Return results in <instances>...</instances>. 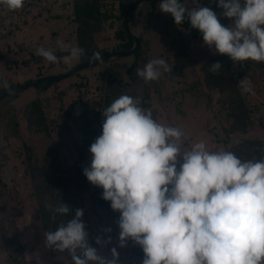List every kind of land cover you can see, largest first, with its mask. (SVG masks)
Masks as SVG:
<instances>
[{
	"label": "rangeland",
	"instance_id": "rangeland-1",
	"mask_svg": "<svg viewBox=\"0 0 264 264\" xmlns=\"http://www.w3.org/2000/svg\"><path fill=\"white\" fill-rule=\"evenodd\" d=\"M123 1L128 4L135 0ZM182 2L189 8L196 6L193 0ZM159 4L160 0L154 4L141 0L131 13L130 31L143 39L141 63L132 75L128 69L134 57L114 56L81 70L78 79L85 85L81 103L72 87L75 77L49 86L44 82L19 91L16 98L0 99V178L5 182V186L0 185V264L71 262L66 252L54 251L45 244L44 233L51 229L41 220L40 211L45 207L42 188L47 184L46 169L56 158L67 165L79 161L74 142L82 136L71 120H65L66 111L75 117L86 113L96 139L102 134V112L121 95H129L139 98V106L150 110L155 121L184 133L182 153L201 140L217 147L216 151H230L231 146L235 148L242 142L246 149L248 146L254 150V141L259 149L264 147V140L246 137L244 131L250 124L251 127L257 121L260 123L257 116L264 113V62L251 59L233 62L226 54H214V46L210 50L204 44L199 30H186L173 24L170 15L160 11ZM198 4L213 10L223 26L231 25L232 21L222 16L218 0H198ZM72 15V0H24L23 7L15 11L0 6V83L23 84L64 73L79 64L77 59L67 64L62 60L52 64L35 55L38 48L51 49L55 55L56 51H63L58 41L77 47ZM112 23L107 22L105 29L96 33L93 48L111 52L122 48L114 36L122 27L121 21L114 19ZM158 58L164 59L172 71H161L159 79L151 82L136 75L138 68ZM216 62L222 68L213 73L210 65ZM37 95L44 100L48 120L44 132L29 129L23 113V107ZM26 145L31 148L30 165ZM48 147L51 150L47 154ZM233 152L241 153L239 149ZM178 159L183 163L182 157ZM91 160L92 156L88 155L85 167H90ZM91 185L92 189L85 192V203L88 217L101 239V256L111 259V249L116 248L117 264H136L132 240L128 239L125 247L119 246L120 213L98 207L94 199L99 186Z\"/></svg>",
	"mask_w": 264,
	"mask_h": 264
},
{
	"label": "clouds",
	"instance_id": "clouds-1",
	"mask_svg": "<svg viewBox=\"0 0 264 264\" xmlns=\"http://www.w3.org/2000/svg\"><path fill=\"white\" fill-rule=\"evenodd\" d=\"M193 3L196 6L189 8L182 0H160L159 8L176 25L187 17L204 44L210 50L214 46V54H226L233 62H264V0H218L230 26H223L198 0ZM23 4L0 0L9 11ZM57 43L69 54L58 57L51 49L38 48L35 55L52 64L84 55L82 48ZM93 55L100 59L98 52ZM221 68L216 62L209 70ZM161 71L172 68L162 58L151 59L136 75L151 82ZM0 87L12 93L7 81ZM140 103L139 98L121 95L105 108L102 134L91 144V165L83 170L120 213L119 246L135 241L144 253L143 264H264V159L242 161L231 151H209L202 140L182 153L184 133L155 121ZM178 157L183 159L179 170ZM46 207L72 214L63 202ZM82 216L78 209L55 231L44 233L45 244L67 252L72 264H117L116 248L107 259L91 246ZM96 243H101L99 237Z\"/></svg>",
	"mask_w": 264,
	"mask_h": 264
},
{
	"label": "trees",
	"instance_id": "trees-1",
	"mask_svg": "<svg viewBox=\"0 0 264 264\" xmlns=\"http://www.w3.org/2000/svg\"><path fill=\"white\" fill-rule=\"evenodd\" d=\"M141 0H135L131 3L126 4L125 1L119 0L117 2L109 1V0H72L73 7V15L70 18L72 23L75 25V35L77 40V47L84 49V55L77 59L79 62H83L94 57V53H99L100 55H105L108 53H117L120 51H125L130 49L135 44V40L131 35L130 31V23L132 22V11L136 8L137 4ZM156 0H151V3H155ZM184 1V0H182ZM109 4V5H108ZM134 5L131 9V12L128 13L129 6ZM114 8V9H113ZM114 19L120 20L122 27L115 31V38L118 39L122 47L119 51H101L93 48L95 35L98 32H102L105 29V25L107 22H112ZM171 22L175 24L173 18L170 16ZM186 30H195L190 26L187 17H185V21L183 24L179 25ZM143 40V39H142ZM142 40L140 43L139 49L132 54L134 57V61L128 69V74L132 75L131 72L139 66L141 63L142 57ZM118 50V49H117ZM67 51H56V55L63 57L68 55ZM104 63V62H103ZM99 65V64H97ZM96 66V65H94ZM88 68V67H87ZM86 69V68H85ZM83 70V69H82ZM79 74H81V70L74 72L73 74L49 81L45 83L46 86L51 85L52 83H58L62 79H67L70 77H75L77 80L72 84L74 91L77 93L78 103H81L83 100V83L79 81ZM42 84V83H41ZM10 85V88L17 86ZM40 85V84H38ZM37 86V85H36ZM34 87V86H33ZM31 88V87H30ZM7 91L5 89H1L0 93ZM19 95V91L10 95V97L16 98ZM44 100L37 95L36 98L31 99L24 107L23 113H26L28 119V128L33 131H46L45 124L48 121L47 115L45 112ZM245 113V109L242 110ZM242 118L244 116L240 115ZM71 120L77 127L79 133L82 137L78 138L74 142V148L78 153L79 161L74 164H61L59 160L56 158L54 163L50 164V166L46 169V179L47 184L43 187V191L45 192V207L41 209V220L49 227L50 231H55L62 223H66L69 219H71L72 215H74L75 211L80 209L83 211L82 221L86 225V231L89 233V243L91 246L97 248L98 253L101 255V246L100 243H96V239L98 237V231L95 230L93 223L88 217L87 207L85 203V192L92 189L91 183L87 180L86 176L83 174V170L85 167L84 162L87 159L90 153L89 149L91 144L95 141V131L92 129L89 121H86V113H81L75 117L71 111L65 112V120ZM251 125V124H250ZM250 125L246 127L244 130L246 133ZM247 141V145H248ZM251 144L253 142H250ZM256 144V148L252 150L247 146V149L244 148L243 142L237 143L235 148L231 146L230 151L233 152L236 149L242 153L234 154L240 158L242 161L245 160H254L258 161L264 159V147L261 146V149L258 147V142L254 141ZM235 146V145H234ZM27 150V158L29 160L28 165L31 164L32 153L30 152V147L28 145L25 146ZM51 150V147H48L47 154ZM250 150V151H247ZM48 157V155H46ZM47 157L45 160L47 161ZM50 157V156H49ZM48 157V160H49ZM50 161V160H49ZM48 161V162H49ZM57 165L58 167L54 166ZM180 164H182L179 159L177 163V170H179ZM34 170V169H33ZM32 170V171H33ZM0 185L5 186V182L0 178ZM171 187V186H169ZM96 197L94 199L95 203L98 207L105 208L106 210H111V202L106 201L102 198L103 189L102 187L96 188ZM66 203L70 206L72 210V214L69 215H61L56 213L54 210H49L46 205L51 204L53 208L60 203ZM133 250L136 251V255L138 259L135 261L136 264H143L144 253L142 248L133 241ZM54 251H58L53 248ZM60 252V251H59ZM63 253V252H61ZM67 253V252H66ZM68 254V253H67ZM56 264H64L62 262H58L56 260ZM72 264V261L69 263Z\"/></svg>",
	"mask_w": 264,
	"mask_h": 264
},
{
	"label": "water",
	"instance_id": "water-1",
	"mask_svg": "<svg viewBox=\"0 0 264 264\" xmlns=\"http://www.w3.org/2000/svg\"><path fill=\"white\" fill-rule=\"evenodd\" d=\"M142 1H151V0H142ZM132 7H133V5H130L129 6V10H131ZM131 35H132V37L135 40V44L130 49H127L125 51H120V52H117V53H108V54H105V55H100V59L92 58V59L80 62L79 64H77L76 66L72 67L71 69H69L68 71H66L64 73H58V74L42 76V77L27 81V82H25L23 84H19V85H17V86L12 88V93L11 94H9L8 91H4V92L0 93V99L6 98V97L12 95L15 92H18V91L24 90L26 88H30V87L36 86V85L44 83V82H49V81L65 78V77L73 74L74 72H77L79 70L85 69V68L90 67V66H94V65L100 64V63H102L104 61H107V60L113 58L114 56L132 55L139 49L140 43H141V40H142V36L141 35H135V34H132V33H131Z\"/></svg>",
	"mask_w": 264,
	"mask_h": 264
},
{
	"label": "crops",
	"instance_id": "crops-1",
	"mask_svg": "<svg viewBox=\"0 0 264 264\" xmlns=\"http://www.w3.org/2000/svg\"><path fill=\"white\" fill-rule=\"evenodd\" d=\"M75 38H76V35H75ZM76 43H77V40H76ZM64 51V50H63ZM30 97V96H29ZM4 99V98H3ZM15 101V100H14ZM16 102V101H15ZM24 102V101H23ZM25 103V102H24ZM259 121L260 123H258V121L253 125L251 126L250 128H248V131L246 133V137H259L261 140H264V113L262 115V117H259ZM207 146V149L210 151V150H213V151H216L217 150V147L214 148V146L212 144H208L206 145ZM131 240V239H130ZM138 259V256L135 257ZM136 261V260H135Z\"/></svg>",
	"mask_w": 264,
	"mask_h": 264
},
{
	"label": "built area",
	"instance_id": "built-area-1",
	"mask_svg": "<svg viewBox=\"0 0 264 264\" xmlns=\"http://www.w3.org/2000/svg\"><path fill=\"white\" fill-rule=\"evenodd\" d=\"M245 84H248V83H245Z\"/></svg>",
	"mask_w": 264,
	"mask_h": 264
}]
</instances>
